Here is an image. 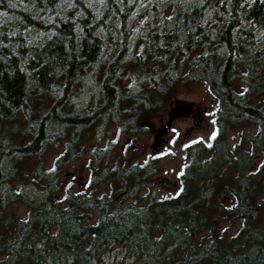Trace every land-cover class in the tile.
<instances>
[{
  "label": "trees",
  "instance_id": "16d2710c",
  "mask_svg": "<svg viewBox=\"0 0 264 264\" xmlns=\"http://www.w3.org/2000/svg\"><path fill=\"white\" fill-rule=\"evenodd\" d=\"M143 1L0 0V188L23 180L32 158L40 175L51 145H76L107 118L140 130L178 80L207 85L221 133L255 126L248 147L241 135L232 149L219 133L205 162L189 149L178 187L152 203L138 195L152 190L150 163L118 155L102 196L59 197L56 180L45 179L25 217L0 207V264H91L112 243L143 264H264V0H171V13L144 33V52L130 57L129 20ZM209 9L222 17L215 37L203 25ZM127 62L145 90L121 86ZM97 68L95 106L73 109L69 101ZM223 221L241 225L227 237Z\"/></svg>",
  "mask_w": 264,
  "mask_h": 264
},
{
  "label": "rangeland",
  "instance_id": "374dc122",
  "mask_svg": "<svg viewBox=\"0 0 264 264\" xmlns=\"http://www.w3.org/2000/svg\"><path fill=\"white\" fill-rule=\"evenodd\" d=\"M170 1L145 0L136 8L129 20V28L132 31L130 57L135 53L144 52L146 48L144 33L153 28L160 17L171 13ZM221 20L222 17L214 9H209L205 13L203 25L211 36L215 37ZM112 27L118 26L114 23ZM258 37L261 42L257 50L264 60V30ZM109 53L110 50L106 52L103 60L107 59ZM177 60L180 62L182 58ZM128 63L119 73L121 86L134 93L145 90L148 81L136 78L128 70ZM100 69L89 73L81 91L69 101L70 107L84 110L95 106L100 84L97 72ZM186 70L187 67H183L182 74ZM238 87L239 85H236V88ZM162 98L160 97L158 102ZM215 109L216 99L204 82L183 83L178 80L174 84L172 94L162 102L161 110L147 115L140 122V130L133 131L107 118L96 123L87 136L76 145L66 141L51 145L44 154L40 175L37 176L35 159L27 160L23 180L0 188V207L9 214H15L19 218L25 217L29 200H39L44 196L42 184L45 179L56 180L60 187L59 197L67 190L96 196L107 194L110 183L104 172L116 162L115 155L122 161L150 163L152 175L147 182L152 190L148 194V188L142 189L138 195L144 197L145 201L150 200L151 203L159 201L178 187L180 176L186 171L190 161L187 154L189 149H194L198 158L205 162L211 155L209 145L219 133L232 149L240 142L241 135L245 146L248 147L246 138L249 133L255 132L256 127L227 126L221 133L214 122ZM17 193H21V197H18ZM218 199L229 203L227 195L221 194ZM240 225L239 221L234 223L223 221L219 223V230L225 231L226 236L231 237ZM53 264H72V261L63 258L62 261ZM91 264H143V262L138 260L136 254L127 253L120 244L112 243L106 252L93 259Z\"/></svg>",
  "mask_w": 264,
  "mask_h": 264
},
{
  "label": "flooded vegetation",
  "instance_id": "af4514ba",
  "mask_svg": "<svg viewBox=\"0 0 264 264\" xmlns=\"http://www.w3.org/2000/svg\"><path fill=\"white\" fill-rule=\"evenodd\" d=\"M156 144H158V142H156Z\"/></svg>",
  "mask_w": 264,
  "mask_h": 264
}]
</instances>
